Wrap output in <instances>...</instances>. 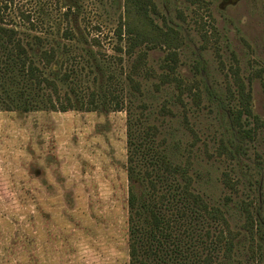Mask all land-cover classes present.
<instances>
[{
  "label": "rangeland",
  "instance_id": "374dc122",
  "mask_svg": "<svg viewBox=\"0 0 264 264\" xmlns=\"http://www.w3.org/2000/svg\"><path fill=\"white\" fill-rule=\"evenodd\" d=\"M154 1L155 22L182 37L181 96L175 83L160 82L167 49L144 45L126 53V38L117 36L125 0H0V25L32 45L29 52L56 81L62 100L69 95L75 104L67 112L0 104V264H130L131 118L158 128L161 149L174 163L191 165L196 190L239 233L231 256L221 248L214 260L264 264V124L254 141L243 140L232 126L237 102L228 94V67L236 56L254 114L264 122V0ZM50 49L57 59L46 66L41 53ZM144 51L138 90L128 74ZM107 89L116 100L101 98ZM93 93L99 108L87 111L81 100L87 104ZM225 174L236 190L225 184ZM245 208L260 225L253 236L245 228Z\"/></svg>",
  "mask_w": 264,
  "mask_h": 264
},
{
  "label": "trees",
  "instance_id": "16d2710c",
  "mask_svg": "<svg viewBox=\"0 0 264 264\" xmlns=\"http://www.w3.org/2000/svg\"><path fill=\"white\" fill-rule=\"evenodd\" d=\"M188 1L192 4L202 2ZM159 14L154 0H125V17L120 21L117 36L120 41L126 38V53L130 56L144 45L149 50L158 47L167 49L162 65L166 72L160 76V82L175 83L181 96L185 89H182L183 80L177 73V50L182 44V37L178 30L167 24L159 26L152 17ZM201 19L200 23L203 17ZM207 26V23L202 24L206 43L210 41ZM17 34L15 29L0 25V104H6L7 110L18 108L24 112L42 106L51 111L71 110L75 106L72 99L66 95L65 101L62 100L56 81L44 74L29 52L32 45L26 47ZM68 34L70 32L66 36ZM118 50L123 52L122 48ZM56 54L55 49L43 50L41 55L44 65L51 66L57 59ZM146 57L145 51L140 52L132 64L131 74H128L131 86L138 90L140 84L135 76L140 74ZM233 57L234 63L228 67V94L237 102L236 108L231 109L232 126L237 128L243 140L254 141L264 122L254 114L251 90L240 74L236 56ZM70 78L69 73L64 75L65 81ZM108 95L116 100L117 95L110 89L101 98ZM193 97L200 100L199 93H193ZM96 100L97 95L93 93L87 104L81 100L82 107L87 108V111H95L99 108ZM116 102L117 110H121L120 101ZM144 124L141 118L134 121L131 118L129 122L130 264H221L214 260L216 250L222 248L223 256L229 258L239 233L231 229L226 213L219 206L210 204L196 190L195 178L190 174L191 165L174 163L161 149V143L156 142L158 128ZM220 147L231 158L235 157L233 150L227 149L224 144ZM236 148L241 151L239 145ZM224 181L228 187L236 190V183L229 175L225 174ZM245 218V228L253 236L260 225L248 208H245ZM213 227L216 232L212 231Z\"/></svg>",
  "mask_w": 264,
  "mask_h": 264
}]
</instances>
